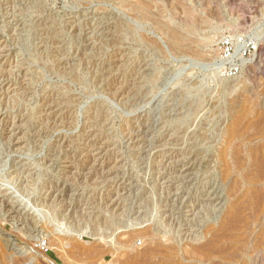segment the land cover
Returning a JSON list of instances; mask_svg holds the SVG:
<instances>
[{
  "label": "rangeland",
  "instance_id": "374dc122",
  "mask_svg": "<svg viewBox=\"0 0 264 264\" xmlns=\"http://www.w3.org/2000/svg\"><path fill=\"white\" fill-rule=\"evenodd\" d=\"M124 1L122 5L121 0H0V50H2L0 59L1 61L3 59L2 62L0 61V68L4 76L8 73L5 79L9 82V84H0V91L8 92L7 102L0 101V115H2L0 141L7 137L6 128L9 126H11L10 134L18 139L8 150L9 158L5 159V154L1 155L3 151H0V178H2L0 186H3L0 190H9L7 193L14 199L17 198L18 202L25 209L27 208V212L31 209L29 216L34 214L32 216L34 226H28L27 230L22 227L23 230L18 231V226L14 225L8 216L3 217L0 213V243L4 255L6 254L5 257H1L0 264L16 262H19L16 264H24L25 261L20 262L23 258L26 260L25 264H49L43 257L54 264H96L102 261L104 264H113L108 247L105 248L103 244H97L85 237L76 240L69 236V233L95 228V221L86 223L77 217L75 219L70 216L71 209H68L67 213L61 210V213L59 209L40 208L37 206L40 205L37 193L34 191L26 193L23 190V181L25 177L36 179L37 184L33 190L38 191L40 188L49 190L53 188L47 184L55 175L53 170L60 173L75 172V170L87 172L89 166L83 163L81 159L83 155H99V157L108 154L122 155L128 159V163L124 170L121 169L122 171L119 172L118 181L115 178L117 175L113 174L109 175L110 178L105 185L100 184L101 180H97L98 183L92 186V182L88 183L89 185L85 182L86 185L83 184L84 187L80 188L79 193L86 194V197L90 194L91 197L93 196L91 189L99 184V187H96L97 200L107 191L123 193L124 187L128 188L129 192L133 191L131 195L138 197L137 202L140 201L139 195L151 199L150 191L153 190H150L149 186H143L148 187L144 194L140 187L144 184L135 183L142 179V174L141 170L136 168L135 161H132L135 147L133 145L131 147L128 143L129 138L134 140L138 138L140 141L141 138L152 137L154 127H149L150 125L145 123L143 113L151 107L156 113H165L161 123L170 122L176 116L178 121L182 119L180 115L183 110L186 111L188 115H185L182 123L189 125L191 133L201 136L199 147L201 150H209L210 153L212 151L215 153L216 149L221 148L225 138V129L221 123H225L233 115H242V125L250 120L263 121L258 131L250 126L243 133L255 139L253 144L264 143V115L261 116L262 118L251 119L250 112L240 111L249 98L255 97L258 103L257 109L263 113L264 97L261 94L264 89V65L261 70L250 72L243 70L237 77L230 79L217 78L212 74L210 67L214 56L220 55L219 40L222 35L230 34L240 38L252 34L264 38V0ZM126 2L129 4L127 5ZM143 2L147 5L144 11L141 9ZM159 21L168 25L170 23L169 26H175L181 31L189 30L195 33L203 47L202 60L184 57L178 49L171 48L164 35L156 29ZM261 46L258 51L264 53V42ZM185 83L190 84L191 91L194 90V93L189 91L190 95L187 99L179 96L176 104L170 102L163 104L164 107L157 106V101L161 98L164 97L163 103L170 98L167 97L169 91L183 94ZM231 84L235 86V90L228 92L224 89ZM142 85L144 88L141 87ZM121 87L128 90V98L127 96L123 99L114 98V92ZM142 96L147 98L143 102ZM182 107L185 109L182 110ZM43 112H46L47 116ZM95 112H99L96 126L92 119L96 116ZM106 120L107 122L104 123ZM170 125L176 129L179 127V122H170ZM255 132L257 135H254ZM34 138L40 139L34 144L30 142V139ZM234 141L237 142L236 139ZM79 155H81L80 159L76 158ZM203 155L208 156L209 152ZM102 156L94 165L112 163V159L105 161ZM206 164L205 167L202 166L201 169L194 171L196 178H194L193 190H197V186L203 180V184L206 183L208 187L217 188V192H220L223 198L233 200L243 197L242 192L248 185L247 179H244L247 169L245 164L240 170L232 172L229 179H224L219 169L215 170L211 164ZM18 174L20 177L16 179ZM19 179H22V182ZM119 179H122L121 182ZM128 179L129 181H126ZM7 180L11 181L7 182ZM5 184L10 187L6 185L5 188ZM251 187L258 188L261 193L259 205L257 209L243 210L244 220L227 254L212 253L208 259H205L200 254L191 253L190 256H186L190 264H264V177L259 178ZM143 203L141 202V205ZM71 204L75 208L74 211L86 215L92 212L93 206L85 200L80 202L76 199ZM152 204L150 208L153 209L152 213H155V204L154 206ZM212 205L213 202L209 201L203 206L202 211L199 210L198 214L192 216L193 219L189 217L190 237L205 236L209 226L219 222V218H215V214L209 211ZM194 206H198L196 202ZM59 228L69 232L64 235L65 237L62 236L69 239L67 241L71 243L75 241L78 248L85 246L90 250L91 247L94 251L99 250L96 252V255L98 253L99 255L91 253L89 257L86 255L84 257L75 253V257L69 258L62 251L60 253L47 248V245L43 246L47 244L46 233L57 231ZM104 229L105 227L100 228L99 232H106L107 229ZM137 243L140 244L141 241L137 239ZM30 251H33V254H30Z\"/></svg>",
  "mask_w": 264,
  "mask_h": 264
},
{
  "label": "bare ground",
  "instance_id": "6f19581e",
  "mask_svg": "<svg viewBox=\"0 0 264 264\" xmlns=\"http://www.w3.org/2000/svg\"><path fill=\"white\" fill-rule=\"evenodd\" d=\"M9 1H11V0H9ZM124 2H125L124 0H121L122 5ZM126 3H127V5L129 4L128 2H126ZM146 7H147V5L144 4V2H143L141 4L142 11H144L146 9ZM156 22H158V21H156ZM159 22L160 23L156 24V26H157L156 29L161 34L164 35L167 42L171 45V48L174 47V48L178 49V52L180 54H182L184 57H194L195 59H197V61H199L201 59L203 47L200 45V40L196 36L195 33H193L192 31H189V30L181 31L177 27L175 28V26L174 27L169 26L170 23L168 25V23L164 24V23H161V21H159ZM234 24H236V23H234ZM46 49H47V47H46ZM0 51H2V50H0ZM39 56H40V54H39ZM218 58L219 57L217 55H215L213 58L214 61L212 62V64H210L212 74L214 76H216L217 78L220 77L218 73H219L221 67L223 66V64L218 61ZM215 59H216V61H215ZM60 60L61 59H59V61ZM191 60L193 61V59H191ZM0 61H1V59H0ZM2 61H3V59H2ZM66 64H68V63H66ZM66 64L64 66H66ZM263 65H264V53L261 51H258L254 60H251L249 62V66L244 70L248 71V72H250L252 70H256V69L261 70L263 68ZM61 67H62V65H61ZM1 69L2 68H0V84H3V83L9 84V82H7V80L5 79L8 73L4 76L3 70H1ZM6 71H7V69H6ZM16 75H17V73H16ZM79 77H80V75H79ZM153 77H151V78H153ZM8 78L10 79L11 77L9 76ZM154 78H157V77L155 76ZM76 80H77V78H76ZM144 80H146V79H144ZM150 80L152 81V79H150ZM150 80H149V82H150ZM152 82H150V83H152ZM141 87H143V85ZM137 89H138V87H137ZM147 89H148V87H147ZM171 89H169V90H171ZM190 89H191L190 84L185 83L183 94L182 93L177 94L178 92L173 91V90L169 91V93H168L169 95L167 97H170V98L167 99L166 102H164V103H163L164 97L161 98L160 101H157V103H158L157 106L164 107L163 104L170 103V102L176 104V102H177L176 100L178 99L179 96L187 99L190 95V92L194 93V90L191 91ZM224 89L228 90V92L230 90L233 91V90H235V86H233V84L227 85V86H225ZM197 90H195V91H197ZM127 91L128 90L125 87H121L120 89L118 88L114 92L113 96H114V98L123 99L125 96H127V94L129 95V93H127ZM13 92H14V90H13ZM63 92H65V91H63ZM66 93L67 92H65V94ZM16 94H17V92H16ZM261 95L264 97V89H263V92ZM7 97H8V92L4 91L2 93V91H0V101H2L4 103V101H6V99H7ZM142 97H143V99H141L142 102L145 99H147L146 96H142ZM16 98H18V97H16ZM108 98H109V95H108ZM127 98H128V96H127ZM256 99L257 98H255V97L249 98L248 99L249 101H247L246 104L240 109L241 112L242 111L250 112V114H252L251 119L257 118V117L260 118L261 116L264 115V109L262 110L263 113L258 111V109H257L258 103H257ZM182 102H185V101H182ZM175 104L173 106H175ZM46 105H49V104H46ZM129 106H131V105H129ZM183 109H185V108L182 107V110ZM175 112H177V111H175ZM195 112H197V111H195ZM43 113L45 114L46 112H43ZM95 113H96V116H94V118H92L93 122L95 123L94 126L98 125L97 124L98 123V121H97L98 116L97 115L99 112H95ZM143 113L145 114V119H146L145 123H148V125H150L149 127H154L153 135L151 134L152 137L149 139H147L146 137L143 136L144 138H141L140 141L138 140V138L135 140L132 138H129L128 143H130L131 147H132V145L135 147V153H134V156L132 158V161L133 162L135 161L134 164H136V166H137L136 168L141 170V174H142V176H141L142 179L139 180V182L137 180L135 183H140V184L143 183L144 184V185L140 186L142 188L141 190H142V192H144V194L147 192L146 189L148 187H143V186H149L150 190H153V192L150 191L151 199L144 198V195H139L140 201H138L139 204L137 205L138 197L136 198L135 196H132L131 194L133 191L131 190V192H129V189L124 187L122 189L123 193H121V192L119 193L118 191H116V192L107 191L103 195L102 198H99L97 200L95 198V196L97 195L96 187H99L98 186L99 184L97 186H94L95 188L91 189L92 190L91 194L93 195L91 197L89 196L90 194L88 195V197H86L87 196L86 194L84 195V194L79 193L80 188L83 186V184H85V182L87 184L88 183L90 184V182H92L91 183V186H92V185H95V183H98L97 180H101L102 183H100V184L105 185L106 182L108 181V178H110V176L113 174L117 175L115 177L117 180L119 172L122 171L121 169L124 170V167L127 165L126 163H128V159H126L122 155H120V156H115V155H110V154L105 155V156L101 155L102 159H104L105 161L112 159V163L109 165H104L103 163H101V164H98V166L94 165V164L96 162H98V160L101 156L99 157V155H95V156H91V155H87V156L85 155L84 156L83 155V158H81L83 163H87V165L89 166V168L87 167L88 168L87 172L83 173V171L75 170V172L68 171L67 173L66 172L60 173L57 170H53L55 172L54 173L55 175L52 177V179L50 178L51 180L48 181V183H47V184H49V186H53V188L49 189V190H46V189L44 190L41 188L38 191L33 190V188L36 187V184H37L36 179L33 180L32 178L25 177V179L23 181V185H24L23 190L26 193H29L30 191H34L35 193H37L38 203L40 201V203H39L40 205H37V206H39L40 208L42 207V208H46L49 210L54 208V210L59 209L60 212L62 210L64 212L66 211V213H67L68 209H71L70 211H71L72 215H70V216L74 217L75 219L77 217L83 222L86 221V223L90 222V221L91 222L95 221L94 222L95 228L94 227H93V229L89 228L91 230H87L88 229L87 228V229H84L85 231H78L77 233H75V232L69 233L68 231H64L60 228L57 229V231H50L51 233H49V231H48V233H46V231H45L47 244H43V246L47 245L46 246L47 248L53 249L55 251H60V253L62 251V253L64 252L65 255H67V257H69V258L75 257V253L79 254L80 256L83 255L84 257H85V255L87 257H89L91 255V253H92V255L93 254L96 255L97 254L96 252H98L99 250L94 251V249H92V247L90 250L88 247L86 248L85 246L84 247L86 249L84 247L78 248L77 247L78 244L75 245L76 244L75 241L71 243V242L67 241L69 239H65L62 236L69 233V236L74 237L76 240H82L85 237V238H88L92 241L97 242V244H103V246L105 248L108 247L109 251L111 252V255H112V263L113 264H190V262L188 261L186 256H190L191 253L200 254L205 259H208L212 253H219L221 255L227 254L228 249L231 248L232 244H234V241L236 240L237 235H238V228L240 227L241 223L244 220L243 210L245 208L257 209V207L259 205L261 193H260L258 188H253V187H251V185H255L258 182L259 178L264 177V143L257 142V143L253 144L255 139L254 140L251 139V137L249 135H247L243 132L245 129H248L250 126H252L256 131H258V128L263 123V121L258 122L256 120H252V121L250 120L248 123L246 122L247 124L245 123V125H242V121H243L241 119L242 115H240V116L239 115H233L232 118L225 121V123H221V124H223L222 125L223 129H225V138L223 140V144H222L221 148L219 150L216 149L215 153L213 151L210 153L209 150H206V149L201 150V148L199 147V146H201L199 143V137H201V136L198 137L196 135L197 133H191L189 131L190 129L188 127L189 125H187L186 123H185L186 125L184 123H182L183 118L186 117L185 115L186 114L188 115V113L186 111L183 110L182 115H180V116H182V119H179L177 121V119H178V118L176 119L177 116L174 119L172 118V120L170 119L171 120L170 122H179V127L176 129H175V127L170 125V122H166V123L160 122L165 113H163V114H161L159 112L156 113L154 109L152 110V107L149 108L147 111H144ZM173 113H174V111H173ZM244 113H242V114H244ZM45 115L47 116V114H45ZM1 116L2 115H0V117ZM4 121H6V120H4ZM165 121H167V120H165ZM106 122H107V120L104 121V123H106ZM188 122H189V120H188ZM6 124H7V122H6ZM69 125H71V124H69ZM75 125H76V123H75ZM10 127L11 126L6 128V131L8 133L7 137L4 140L0 141V151H3V153L1 155L5 154V156H4L5 159L9 158L10 152L8 150L12 146H14L16 144V142L18 141V139H15L13 137V135L10 134ZM170 129H172V130H170ZM49 131H51V130H49ZM219 132H220V130H219ZM254 135H257V132H255ZM39 139L40 138L30 139V142L35 144V142L39 141ZM235 139L237 140V142L234 141ZM27 140H28V138H27ZM260 140H262V139H260ZM60 142H58V143L60 144ZM34 144L32 146H34ZM139 145H141V147ZM241 149H244V150H241ZM206 152L207 153L209 152L208 156L203 155ZM100 154H101V152H100ZM73 156L75 157V155H72V157ZM80 157H81V155H79L76 158L80 159ZM62 159L67 160V158H62ZM51 160H52V158H51ZM55 160H57V159H55ZM206 163L211 164L212 168H214L215 170L219 169L221 174H222V177H224V179H229L230 174L232 172H234L235 170H240L241 168H243L242 166L245 164L247 166V169L245 170V174L244 173L243 174L246 175L244 179H247L248 185H247V188L245 189V191L242 192L243 197L239 198V199L235 198L233 200H230L228 198H223L221 196L220 192H217V190H218L217 188H214L212 186L208 187L209 185H206V183L203 184V182H204L203 180L200 181V185L197 186L198 187L197 190H193L192 186L194 183V178H196L194 171L196 169L197 170L201 169V167L204 165L206 166L207 165ZM47 165H45V166L47 167ZM208 167H210V166H208ZM111 171H115V173H113V172L111 173ZM38 176H39V174H38ZM19 177L20 176L18 174V176H16V179ZM0 179H2V178H0ZM21 180L22 179H19V181H21ZM119 180L121 182L122 179H119ZM2 181H5V180H2ZM8 181H11V180H7V182ZM126 181H129V179ZM113 182L115 183V180H113ZM6 185L7 184H5V188H6ZM131 185H133V184H131ZM7 186L10 187L9 185H7ZM1 187L3 188V186H0V188ZM60 187H61V192H59ZM8 191H1L0 190V213L3 215V217L8 216L10 218V221L11 220L13 221L12 223L14 225L20 227V229L17 227L18 231L19 230L22 231L23 230L22 227H24L27 230L28 226L33 225L34 217H32V216L34 214L32 213L33 215L29 216L28 213L31 212V209H29L30 211L27 212L26 211L27 208L25 209V207H23L22 204L18 202L17 198L14 199L11 194H8L7 193ZM18 192L21 193V191H18ZM76 193H77V195H75ZM75 197L80 202H83L85 200L86 203H90V205L93 206L91 208L92 212L86 215V214H82L81 212L74 211L75 208H73V205L71 203H72V201L76 200V199H74ZM143 198H144V200H142ZM230 198H231V196H230ZM135 200H136V202H134ZM209 201L213 202V205L211 206V209L209 211H211L212 214L213 213L215 214V216H216L215 218H219V222L216 223V225L213 224V225L209 226L205 236L194 235V236L190 237L189 236L190 230H188L189 217L190 216L192 217L195 214H198L199 210L202 211L204 209L203 206H205L207 203H209ZM141 202H144L143 205H141ZM195 202L198 205L196 207L194 206ZM151 204L153 206L155 204V206L157 208V209H155V206H154V212L155 213H152L153 209L151 210V208H150ZM203 204H205V205H203ZM153 206H152V208H153ZM79 209H78V211H79ZM157 213H158V215H157ZM218 214H220V215H218ZM207 215H209V214H207ZM106 217H108L109 219ZM192 219H193V217H192ZM72 221H74V219ZM76 222H77V220H76ZM99 226H101V227H99ZM81 227H82V224H81ZM98 227H99V229L105 227V229H107V230H106V232L103 231L104 233L103 232L100 233L99 232L100 230L98 229ZM182 227H183V229H182ZM42 235H44V234H42ZM74 238H73V240H74ZM2 239H4V238H2ZM137 239H139L141 241L140 244L137 243ZM8 240H10V239H8ZM71 245H72V247H71ZM73 246H76L77 248L75 247L76 249H74ZM80 246L82 247V245H80ZM96 248L98 249L97 246H96ZM42 250H45V249H42ZM92 250H93V252H92ZM101 250H102V246H101ZM105 251H107V250H105ZM110 252H108V253H110ZM30 254H33V251ZM5 255H4L3 246L0 243V260L2 259L1 257H3V256L5 257ZM98 255H99V253H98ZM98 255H96V256H98ZM33 256L34 255H32V257ZM11 258H12V256H11ZM14 259L12 260L13 262H14ZM28 259L29 258H27V261H29ZM43 259L49 264H54L49 259H45L44 257H43ZM17 260H15V262ZM20 262H24V264H25L26 263L25 258H23L22 261L20 260ZM16 263H19V262H16ZM98 264H104V263L102 261L101 263L99 262Z\"/></svg>",
  "mask_w": 264,
  "mask_h": 264
},
{
  "label": "built area",
  "instance_id": "2783aa9c",
  "mask_svg": "<svg viewBox=\"0 0 264 264\" xmlns=\"http://www.w3.org/2000/svg\"><path fill=\"white\" fill-rule=\"evenodd\" d=\"M264 38L248 34L245 37H234L225 34L220 37V55L218 61L223 64L219 76L224 79L237 77L249 66L262 47Z\"/></svg>",
  "mask_w": 264,
  "mask_h": 264
}]
</instances>
